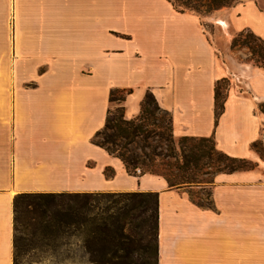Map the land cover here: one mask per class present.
I'll list each match as a JSON object with an SVG mask.
<instances>
[{
    "label": "crops",
    "instance_id": "0c3cea01",
    "mask_svg": "<svg viewBox=\"0 0 264 264\" xmlns=\"http://www.w3.org/2000/svg\"><path fill=\"white\" fill-rule=\"evenodd\" d=\"M220 21L264 40V0L209 17L168 0H0V264H14L16 196L97 192L159 195L158 264H264V160L252 148L263 140L264 68L240 60L249 55L232 50L230 34L221 56L205 27ZM113 90L131 91L126 120L150 91L175 139L214 137L257 167L217 174L210 207L161 176H130L92 142Z\"/></svg>",
    "mask_w": 264,
    "mask_h": 264
},
{
    "label": "trees",
    "instance_id": "16d2710c",
    "mask_svg": "<svg viewBox=\"0 0 264 264\" xmlns=\"http://www.w3.org/2000/svg\"><path fill=\"white\" fill-rule=\"evenodd\" d=\"M174 8L180 12H194L199 15H212L217 11L224 8L233 7L238 0H168ZM247 34V42H244L243 46L250 50L252 61L258 68H264V40L255 36L250 31H243L233 39L232 49H236L238 46V39L243 38ZM255 44V46H253ZM227 82L222 80L218 82L215 89L216 99V124L218 119L224 112V101L221 103V85ZM131 94V91L113 90L110 94V103L118 105L116 115L113 113V109L108 110L106 124L104 128L97 132L93 138V144L105 150L110 156L121 160L130 176H144V175H156L163 177L169 188L179 189L177 186L185 183H194L193 177H191L188 169L192 161L187 160L186 167H177L178 174L166 175L159 174L154 170V159L161 158L160 155L154 153L149 155L142 149V155L136 152L133 148L134 145H138V141L146 142L152 137L153 131H150V127L158 126L156 124V113H162L169 117V128L171 131V137L173 139V126L172 117L169 112L164 111L158 104L154 95L148 91L146 97L142 103L141 114L134 120L125 119L124 103L127 97ZM262 114H264V103L259 106ZM184 142L190 139H201L202 142H213L216 148L214 137L210 138H182ZM262 145V140L257 141L252 145V148L259 153L262 157L259 146ZM218 151V150H217ZM220 159L217 162V169L220 173L231 174L238 171H249L257 167V164L246 159L232 158L220 151ZM196 160V158H195ZM228 162L229 165L226 169L222 170L221 164ZM216 174V175H217ZM214 183V182H213ZM111 197L115 199L113 201V207L101 211L98 217V223L93 232L103 242L108 244L114 242L115 254L119 248L117 241L121 238L122 232L125 228V222L127 220H136L141 226H149L153 224L156 236V264H158V221H159V195L157 193H124L115 194L113 196H106L105 194H72V193H32L21 194L16 196L14 200V264H18V229H17V216L19 214V204L24 200H34V204L38 208L42 205H49V207H60L62 209H56L50 211V219L46 224L41 223L36 229L35 236H40L45 240L58 238L61 235H67L73 230H81L88 227L89 219L87 218L90 209L86 206L89 204L91 198H104ZM80 201H86L85 205L78 206ZM153 203V207L151 206ZM197 203V202H196ZM198 205L202 207L203 204ZM101 215V216H100ZM97 218L95 219V221Z\"/></svg>",
    "mask_w": 264,
    "mask_h": 264
},
{
    "label": "rangeland",
    "instance_id": "374dc122",
    "mask_svg": "<svg viewBox=\"0 0 264 264\" xmlns=\"http://www.w3.org/2000/svg\"><path fill=\"white\" fill-rule=\"evenodd\" d=\"M246 1L238 0L236 4ZM218 12V11H217ZM215 12L212 15H215ZM212 15H201L209 17ZM222 25V24H221ZM206 30L211 34L218 51L225 58L227 51L225 47V38L230 34L233 39L238 34L233 33L230 29L224 28L216 24H205ZM247 34L243 38L238 39V46L234 51H244L239 56L240 60H252L251 52L243 46L247 42ZM255 46V44H253ZM246 50V52H245ZM229 83L224 82L221 85V103L227 96ZM117 104L113 105L112 111L116 115ZM259 112L260 109H258ZM156 124L158 126L150 127L153 131L152 137L146 142L138 141V145L133 148L142 155V149L149 155L154 153L161 158L154 159V170L159 174H178L177 167H186L187 160L192 161L188 169L194 183H185L177 186L179 189H186L191 199L199 204L208 206L211 204V189L216 174L217 162L220 159V153L215 149L213 142H202L201 139H190L184 142L183 139H173L169 128V117L156 113ZM262 145L259 151L264 158V127ZM196 158V160H195ZM228 162L221 164L222 170L226 169ZM112 176V171H106V177ZM86 194V193H72ZM89 194H105L113 196L115 194L124 193H89ZM111 197L91 198L86 206L90 209L87 218L89 219L88 227L81 230H73L67 235H61L58 238L45 240L40 236H35L36 229L41 223L46 224L50 219V211L62 209L59 207H49L42 205L40 208L34 204V200H24L19 204V214L17 216L18 229V264H156V236L153 224L149 226H141L136 220H127L121 238L116 242L119 245L117 254H115V243L106 244L101 241L93 232V228L97 226L98 215L101 211L108 207H113ZM86 201H80L78 206L85 205ZM153 207V203H151ZM101 216V215H100ZM97 220L95 221V219ZM115 247V248H114Z\"/></svg>",
    "mask_w": 264,
    "mask_h": 264
},
{
    "label": "bare ground",
    "instance_id": "6f19581e",
    "mask_svg": "<svg viewBox=\"0 0 264 264\" xmlns=\"http://www.w3.org/2000/svg\"><path fill=\"white\" fill-rule=\"evenodd\" d=\"M220 23L224 26V28H226V24L224 22H221Z\"/></svg>",
    "mask_w": 264,
    "mask_h": 264
}]
</instances>
